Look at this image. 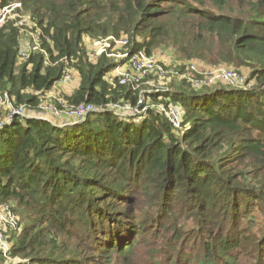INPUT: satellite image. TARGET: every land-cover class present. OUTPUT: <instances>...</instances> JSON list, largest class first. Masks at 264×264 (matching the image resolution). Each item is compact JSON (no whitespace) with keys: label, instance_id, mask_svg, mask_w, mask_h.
I'll return each mask as SVG.
<instances>
[{"label":"trees","instance_id":"16d2710c","mask_svg":"<svg viewBox=\"0 0 264 264\" xmlns=\"http://www.w3.org/2000/svg\"><path fill=\"white\" fill-rule=\"evenodd\" d=\"M23 2L48 36L50 63L40 52L19 63L21 32L7 21L1 91L35 106L29 91L51 89L67 57L81 78L71 103L147 111L139 119L104 108L68 127L36 117L0 126V204L29 221L11 255L26 264H264V219L250 214L257 205L264 217V0ZM122 34L133 50L173 45L190 59L217 44L222 60L251 70L253 84L144 93L139 106L140 90L111 76L114 60H91L85 44ZM151 102L178 104L181 126ZM6 115L0 108V122Z\"/></svg>","mask_w":264,"mask_h":264},{"label":"built area","instance_id":"2783aa9c","mask_svg":"<svg viewBox=\"0 0 264 264\" xmlns=\"http://www.w3.org/2000/svg\"><path fill=\"white\" fill-rule=\"evenodd\" d=\"M6 22L3 18H0V25ZM14 25L20 29L22 36H24V31H27L29 34L28 39L21 43L19 58L26 61L32 53L40 52L45 56V65H48L50 63L48 52L42 47V41L48 39V36L35 17L28 15L20 22H14ZM91 42H93L92 47L94 48L88 50L90 59L96 61L102 55L113 59L115 64L110 74L122 85L131 84L134 88L138 89L144 80L155 70H159L161 73L165 71L164 66H161L154 53H149L144 48L131 49V46H133L132 38L126 34H122L121 36H108ZM60 61L64 62L65 66L60 78L55 82L53 87L49 90H31V94L37 98V112L33 111L31 113L30 106L27 103L17 104L15 99L6 91L0 90V108H3L7 112L5 119L0 122V126L3 123L11 122L15 118L25 117H36L54 124H56L54 120L66 121L82 117H85V120L89 114L102 111L104 108L122 117L140 116L142 112L147 110L146 108L139 109L138 107H133L128 102H110L107 104V107H96L89 103L79 105L71 103L68 98L63 97L62 89L74 81L76 70L71 63L72 61L67 57L62 58ZM191 69L196 70L195 65H192ZM226 69H221L218 74L221 75L224 73V77L229 82H237L239 80L245 82L242 75L237 71L230 68ZM206 75L205 78L194 77L188 80L197 89L209 87L215 81L208 74ZM143 95L144 93L140 92L139 106L145 100ZM178 106H174L173 104H170L168 107H164L163 105L158 106L164 110L171 123L176 127L181 126V121L185 113ZM18 223L17 214L12 207L6 206L0 212V249L6 255L9 253L11 246L4 239L3 227L7 225L16 227Z\"/></svg>","mask_w":264,"mask_h":264},{"label":"rangeland","instance_id":"374dc122","mask_svg":"<svg viewBox=\"0 0 264 264\" xmlns=\"http://www.w3.org/2000/svg\"><path fill=\"white\" fill-rule=\"evenodd\" d=\"M5 1L7 2V5L5 7H1L2 4H5ZM31 15V11L27 9L25 6L23 0H0V18H3V20L6 21H18L20 22L23 20L24 17ZM34 17V16H33ZM28 27V26H27ZM29 30V29H28ZM24 36L21 35V43L28 39V32H23ZM142 39V36H137L136 40L140 41ZM32 40V39H31ZM93 40L90 37L85 38V44L88 50L94 48L92 47ZM25 43V42H24ZM27 43V42H26ZM219 47L217 44L214 45V51L209 55H204V58L202 56H196L193 57L194 59H190V57H186L182 55L173 45H161L159 47H156L153 51L154 55L158 58L159 63L161 66H164L165 69L164 73H161L159 70H155L152 74H150L144 82L139 86V90L142 93H151V92H166V90H169L171 93L177 92V90H185L190 91L192 88H195L193 84L188 80L189 78H205L208 74V76L211 77L212 80L215 82L210 84L209 87H212V89L216 88H232V89H248L252 86L253 82L247 83V79L250 77L251 70L244 66L243 63H240L238 65L236 62L229 63L227 61L222 60L223 54L217 53L219 51ZM222 57V58H221ZM19 63H24L25 60L19 58ZM195 65L196 70H192L191 66ZM230 68L235 71H237L242 77L244 78L245 82H229L224 77V73L221 75L218 74V72L221 69ZM81 78L79 74L76 72V76L74 81L65 86V88L62 89L63 97L68 98L67 96H70L73 94V92L78 88L80 84ZM197 89V88H195ZM202 89V88H201ZM31 94V91H29ZM151 106H159V104H155L153 102L150 103ZM174 106H178V104H173ZM180 106H178L179 108ZM181 108V107H180ZM179 108V109H180ZM3 109V108H1ZM158 109L163 110L161 107ZM180 110H183L182 108ZM31 113L37 112L36 105L30 106ZM147 110L144 111V114ZM124 117V116H123ZM137 118L141 116H135ZM140 119V118H139ZM137 119V120H139ZM64 121V120H62ZM54 122L58 125L63 122L59 120H54ZM61 122V123H59ZM176 127V126H175ZM180 127V126H179ZM252 201V200H251ZM254 204H257L256 200H253ZM6 206L12 207L15 210L17 217H18V226H4V239L5 241L11 246L15 243L17 236L19 233L23 230L25 225L29 222L26 218V215L21 213L17 206L13 203H7V204H0V212L5 209ZM252 211L250 214L256 213L259 215V220L264 219L263 215L259 212L258 206L254 205L252 207ZM11 248L9 253L6 255L2 252L0 249V259H5V264H26L28 263V259H23L19 256H12L11 255Z\"/></svg>","mask_w":264,"mask_h":264},{"label":"water","instance_id":"95a60500","mask_svg":"<svg viewBox=\"0 0 264 264\" xmlns=\"http://www.w3.org/2000/svg\"><path fill=\"white\" fill-rule=\"evenodd\" d=\"M84 118L85 117L78 118V119H71V120L61 121L63 123L59 122L61 124H58L57 126H59V127H68V126H72V125H75V124H79V123H81L84 120Z\"/></svg>","mask_w":264,"mask_h":264}]
</instances>
